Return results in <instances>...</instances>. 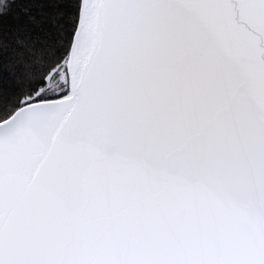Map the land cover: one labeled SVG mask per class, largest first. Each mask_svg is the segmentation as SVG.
I'll list each match as a JSON object with an SVG mask.
<instances>
[{
  "label": "snow or ice",
  "instance_id": "snow-or-ice-1",
  "mask_svg": "<svg viewBox=\"0 0 264 264\" xmlns=\"http://www.w3.org/2000/svg\"><path fill=\"white\" fill-rule=\"evenodd\" d=\"M0 264H264V0H0Z\"/></svg>",
  "mask_w": 264,
  "mask_h": 264
}]
</instances>
